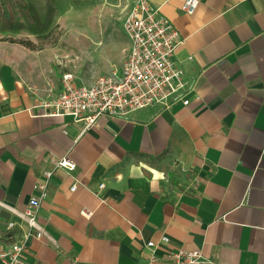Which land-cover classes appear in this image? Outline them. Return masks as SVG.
<instances>
[{
  "label": "crops",
  "instance_id": "obj_1",
  "mask_svg": "<svg viewBox=\"0 0 264 264\" xmlns=\"http://www.w3.org/2000/svg\"><path fill=\"white\" fill-rule=\"evenodd\" d=\"M184 1L150 3L184 38L174 59L193 87L186 105L85 128L31 115L51 97L2 72L0 234L27 230L7 224L53 170L38 212L46 234L29 240V264H145L150 240L163 259L184 247L219 264H264V0H198L191 14ZM63 156L74 170L54 167Z\"/></svg>",
  "mask_w": 264,
  "mask_h": 264
},
{
  "label": "built area",
  "instance_id": "obj_2",
  "mask_svg": "<svg viewBox=\"0 0 264 264\" xmlns=\"http://www.w3.org/2000/svg\"><path fill=\"white\" fill-rule=\"evenodd\" d=\"M197 5L198 0H185L181 10L191 14ZM122 25L129 48L119 68L87 84L72 82V76L65 75L62 89L56 96L40 99L27 111L34 116H67L71 121L84 122V127L88 128L103 117L125 119L136 110L154 105L169 106L176 100L188 104L185 95L193 87L184 79V70L174 59L176 49L184 42L175 25L153 7L150 0H132ZM52 162L55 168L75 169V163L65 156L52 158ZM52 172L51 169L44 172L45 180L35 186L38 193L29 198L23 211H15L17 219L7 224L10 231L24 222L27 230L18 238L10 232L0 234V264H29L25 255L29 240L31 237L40 239L46 234L38 221V212ZM76 187L74 183L70 189L74 191ZM102 187L100 183L99 188ZM79 213L86 218L92 215L86 208ZM160 242L168 244L170 239L162 235ZM145 246V264H219L199 249L176 247L163 259L154 241H147Z\"/></svg>",
  "mask_w": 264,
  "mask_h": 264
},
{
  "label": "rangeland",
  "instance_id": "obj_3",
  "mask_svg": "<svg viewBox=\"0 0 264 264\" xmlns=\"http://www.w3.org/2000/svg\"><path fill=\"white\" fill-rule=\"evenodd\" d=\"M132 0H0V77L12 74L46 97L64 76L90 83L119 68L128 49L123 19Z\"/></svg>",
  "mask_w": 264,
  "mask_h": 264
}]
</instances>
